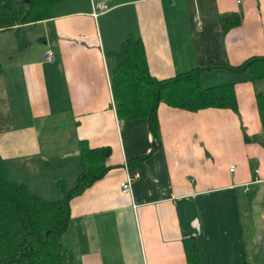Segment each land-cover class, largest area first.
Listing matches in <instances>:
<instances>
[{
  "label": "crops",
  "instance_id": "0c3cea01",
  "mask_svg": "<svg viewBox=\"0 0 264 264\" xmlns=\"http://www.w3.org/2000/svg\"><path fill=\"white\" fill-rule=\"evenodd\" d=\"M96 1L54 2L49 17L30 25L40 26L35 45L27 38L18 48L10 38L0 48L6 176L56 199L54 181L69 187L81 169L79 139L107 145L105 173L69 200L61 237L70 264H187L189 237L201 264H245L238 202L264 183V78L218 64L264 54V0ZM229 12L240 20L222 31L218 17ZM128 34L142 41L156 78L216 65L202 68L200 82L231 83L236 111L158 101L159 143L145 117H118L109 71ZM126 174L130 191L122 192Z\"/></svg>",
  "mask_w": 264,
  "mask_h": 264
},
{
  "label": "trees",
  "instance_id": "16d2710c",
  "mask_svg": "<svg viewBox=\"0 0 264 264\" xmlns=\"http://www.w3.org/2000/svg\"><path fill=\"white\" fill-rule=\"evenodd\" d=\"M57 1L61 0H0V30L17 32L16 46L23 48L28 44L24 37L26 28L49 17L51 6ZM239 20L240 15L235 12L218 17L222 31ZM113 59L109 84L116 115L122 119L145 117L158 143V101L188 110L215 106L236 111L231 83L204 86L200 82L202 68L216 65L196 66L156 78L148 71L142 41L131 34L121 41ZM219 65L232 70L247 69L250 80L264 78V54L251 55L235 65ZM7 119V113L0 109V122ZM243 137L255 140L256 134ZM78 149L81 169L72 185L56 199L41 197L22 181L8 178L0 155V264L71 263L72 254L61 237L70 217L69 200L105 173V158L110 151L107 145L89 146L85 139H79ZM182 245L187 264H201L194 238H185ZM245 264L250 262L245 260Z\"/></svg>",
  "mask_w": 264,
  "mask_h": 264
},
{
  "label": "rangeland",
  "instance_id": "374dc122",
  "mask_svg": "<svg viewBox=\"0 0 264 264\" xmlns=\"http://www.w3.org/2000/svg\"><path fill=\"white\" fill-rule=\"evenodd\" d=\"M24 31V37L31 41L32 45L36 44V30L38 26H28ZM17 32L7 29L0 31V48H6L8 40L15 43V37ZM33 47V46H32ZM6 119V118H5ZM1 121L0 124H3ZM56 187L63 192L66 187L65 183L61 179H56ZM264 183H257L254 185L256 191L249 195H243V202H238L239 210V224L241 228V235L243 241V247L245 252V259L250 264H264ZM248 185V187H250ZM263 190V191H262ZM253 196V197H252ZM247 197V200L245 199ZM250 197V199H249ZM263 210V211H262Z\"/></svg>",
  "mask_w": 264,
  "mask_h": 264
},
{
  "label": "built area",
  "instance_id": "2783aa9c",
  "mask_svg": "<svg viewBox=\"0 0 264 264\" xmlns=\"http://www.w3.org/2000/svg\"><path fill=\"white\" fill-rule=\"evenodd\" d=\"M236 1H239V0H236ZM95 7L103 8L104 4L102 3L101 0H98L95 2ZM93 14H95V13L93 12ZM43 58H45L47 60H51L53 58V51L51 48L47 47L44 49ZM134 174H136V173H134ZM132 177H133L132 174H126L125 175V178L119 182L120 191H122V192L130 191V185H131L130 182H131Z\"/></svg>",
  "mask_w": 264,
  "mask_h": 264
}]
</instances>
